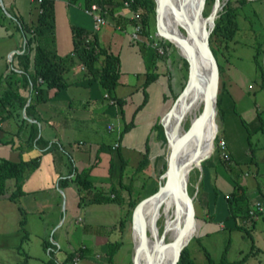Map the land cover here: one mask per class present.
Instances as JSON below:
<instances>
[{"label": "crops", "instance_id": "crops-1", "mask_svg": "<svg viewBox=\"0 0 264 264\" xmlns=\"http://www.w3.org/2000/svg\"><path fill=\"white\" fill-rule=\"evenodd\" d=\"M42 1L0 0V97L9 93L14 100L11 105L0 101V163H27L5 179L0 190V264H113L108 251L116 228L109 225L105 232L98 224L90 229L83 225L80 210L88 203L115 201L127 215L126 187L131 185L142 197L147 181L155 182L157 173L162 175L169 152L162 121L175 101V88L185 86V58L171 45L158 53L149 45L151 29L141 35L140 42H132V21L123 0L106 5L107 23L98 30L93 17L84 12L89 0H49L57 55H73L72 27H79L118 56L119 83L112 98L77 61L65 73L67 87L48 92L47 100L36 104L27 116L32 96L19 56L26 34L38 25ZM219 63L218 160L213 163L215 174H208L202 192L197 193L200 220L196 216L195 231L201 229V235L226 228L230 233L247 231L252 244L247 253L239 249L244 254L241 264L258 251L264 254V245L260 246L264 213L255 218L239 213L233 220L227 196L235 192L243 212L257 201L264 204V89L251 94L247 70L227 58ZM149 76L153 79L145 84ZM22 97L26 103L20 107ZM117 99L122 100L121 106ZM218 139L227 144L229 159L223 162ZM34 160L37 164L28 166ZM85 169H89V189L74 179ZM104 193L110 200H97ZM207 193L208 203L203 196ZM230 244L228 240L227 252Z\"/></svg>", "mask_w": 264, "mask_h": 264}, {"label": "rangeland", "instance_id": "rangeland-1", "mask_svg": "<svg viewBox=\"0 0 264 264\" xmlns=\"http://www.w3.org/2000/svg\"><path fill=\"white\" fill-rule=\"evenodd\" d=\"M214 1L215 0H213V2H211L210 4V0H208L207 4L206 3L204 4L203 13L207 15L211 12V9L214 5ZM226 1L227 0H220L221 6L219 7L218 13L222 12ZM230 6L231 8L233 6L232 11H230L229 13V16L232 21L231 27L235 28V30L232 36L229 39H227V43L224 41L225 38L223 32L214 33L211 38L212 43H210V47L212 46L214 49L217 50L220 61L223 62L227 58L230 62L235 63L244 71L247 70V72H249L250 75L248 77L250 79V84L253 86V88L250 90V93L255 95L259 91H261L262 88L264 89V52L262 51V49H264V2H262L261 0L246 1V2H244L243 0L241 1L230 0ZM155 8H156V3H155ZM139 11L141 14L144 13V10L142 8H139ZM226 24H227V20H225L224 22V25ZM157 27L158 25H157L156 13H153L150 16L149 27H148V29H151L152 36L153 35L157 36L158 33ZM222 30H225L224 26L222 27ZM211 33L209 35V39ZM149 42H152L151 39H149ZM168 43L169 41L167 39H164V37L160 36L159 44L173 45L174 47L177 48V46H175L173 43L171 42L170 44ZM224 45H227V47H224ZM177 52L182 56L184 55L181 53L179 48H177ZM183 66L185 69L183 72L184 75L183 83L186 84V81L188 79V66H186V64H183ZM219 73L221 77V72ZM180 86L181 85H178V87L175 88L174 95L176 96V98L183 90V89L181 90ZM219 86H220V79H219ZM218 91H219V87H218ZM215 121L218 125L220 124V120L217 112L215 115ZM189 127L190 125L187 121L184 125V128L185 130H187ZM215 129L218 131L217 126ZM220 140L221 139H218L217 143L220 142ZM225 146L227 147L226 142H225ZM215 150L216 148L214 145V148L211 154L209 155V157L207 156L208 158H205L204 160L201 161L200 167L199 168L193 167L195 166L193 165L189 171L187 186H188L189 194L191 195L190 191H192V196L194 197L195 217L197 216V221L200 220V207L196 203L197 195H198L197 193H199L200 191L202 192V186H204L208 181L209 178L208 174H215L214 168L216 165L213 166V163H215V161L218 160V156L215 153ZM222 157L221 160L223 162L225 161V158ZM220 164L222 165L223 163ZM166 168H167V163H166ZM221 168L222 166L220 167V171L222 170ZM165 171L166 169H164L161 176H160L161 173H157L155 182L149 180L147 181L148 183L147 192L146 194L142 195L141 199L148 197L158 189L159 182L164 181L163 175ZM149 184L151 185L149 186ZM80 190H82V188H80ZM203 196L208 203L209 200L208 193L203 194ZM209 208L210 207H208V209ZM124 209L125 207H119L115 201H111L106 204L88 203L86 205H83V207L80 210L83 215V225L89 226L90 229L93 227L95 228V226L98 224L104 226L103 230L105 229L104 230L105 232L106 231L109 232V228H107L109 225L112 229L116 228L114 232H116L117 236L116 238H112L111 240L114 241L113 242L114 244L119 245L118 247L119 250L117 251L118 253L116 252L114 254V258L112 259L113 264H116V262L117 264H133L132 259L134 253V243L132 242L133 230H131L132 214L131 216L127 217L124 214ZM255 217L256 216H254V218ZM157 221H158L157 222L158 232L160 236H163L164 219L163 217H160ZM200 231L201 229H199L197 232L195 231L194 232L195 235L194 234L192 235L191 240L187 244V251L190 257L192 258V260L196 264H209V261L207 260L206 257L207 256L206 252L210 255V257L213 259L215 264H219L222 257H225V259L229 261L241 257L242 258L240 260H243L244 254H241L239 252V249L242 248L244 249V253H247L249 251L250 245L252 244L250 237L245 233V231L242 230H234L232 231V233H230L227 232V228H226L224 230L209 231L210 233L204 235H201ZM30 238L33 240L35 239L33 236H30ZM165 238L166 241L170 240L169 235H166ZM228 240H230L231 244L227 252ZM50 241L55 243V241L53 240ZM260 242L264 243V241H260ZM263 245L264 244H260V246ZM255 246L257 247L256 244ZM241 264H264V254L261 251H258L254 255L248 256V258L245 261H243Z\"/></svg>", "mask_w": 264, "mask_h": 264}, {"label": "trees", "instance_id": "trees-1", "mask_svg": "<svg viewBox=\"0 0 264 264\" xmlns=\"http://www.w3.org/2000/svg\"><path fill=\"white\" fill-rule=\"evenodd\" d=\"M111 0H89L88 3L97 2L104 6L108 5ZM241 1V0H240ZM246 2L247 0H243ZM208 0H205L207 4ZM213 0H210V4ZM209 4V5H210ZM236 6V5H235ZM107 7V6H106ZM133 9L139 10L142 8L144 13L141 15V23L143 24L144 30L143 34H148L149 32V21L150 16L155 13V2L154 0H133L132 2ZM237 7V6H236ZM235 7V8H236ZM42 11L39 15L38 25L35 26L33 31L30 34H26V43L23 53L19 56L20 60L23 63L24 71L23 77L26 81V85L30 87V92L32 96V101L26 106V114L30 116V111L36 104L46 101L47 94L50 91H60L67 87L68 83L66 81L65 73L71 70L72 66L79 61L86 69H88L90 77L98 80L102 89L108 92L112 98H115L113 92L115 87L119 83V58L113 54L108 53L104 48H101L95 37L90 38L89 35L76 26L72 27L73 31V55L69 56H59L54 50V17H53V3L49 0H43L41 2ZM233 8V6H232ZM230 6V0H227L222 12H219V16L215 19L214 28L210 36V43H212L211 38L214 33H224L225 42L229 39L235 28L231 27L232 21L229 16L230 11H232ZM110 13H113L110 10ZM206 15L205 13H203ZM225 20L227 24L224 25ZM222 24L225 30H222ZM170 44V42L168 43ZM173 46V45H171ZM166 47V45H165ZM227 47V45H224ZM212 51L217 58L219 72L222 71L221 64L219 63V56L217 50L212 46ZM32 55V56H31ZM33 63V69H29ZM184 63L188 66L187 60L184 59ZM41 79V81H39ZM153 78L150 76L147 78L146 83L151 81ZM9 94V93H8ZM7 94V97H0L2 104L11 105L14 100L10 95ZM119 105H122V100L117 99ZM26 103L25 98H19L20 107L24 106ZM220 95L217 94L216 108L219 107ZM159 126H161L159 124ZM130 125H126L122 130L124 133ZM169 151V145H167ZM34 166L37 164V161H32L28 166ZM27 163H9L3 162L0 163V190L4 187V181L7 178L13 177L14 174L18 173L17 171L24 169ZM89 169L83 170L81 173H77L75 176L76 183L82 188L89 189L91 188V183L88 181ZM125 186V185H124ZM115 188V187H114ZM113 188V191L115 189ZM129 192L130 200L127 217L131 216L132 211L135 205L141 200V193H134L135 189L132 186L126 187ZM191 195H192V191ZM136 194V195H135ZM97 200H110L109 196L100 195ZM227 201L230 208L231 217L233 220H236V217L240 214L246 215L248 217L254 218L263 212L257 211L254 207H247L244 212L242 211L243 207L238 204L239 196L233 192L227 196ZM254 204V203H253ZM253 206V205H252ZM242 215V216H243ZM248 233L247 231H245ZM108 255L113 259V255L118 250L119 245L110 243L109 244ZM209 264H215L213 259L208 253ZM242 260L239 261H229L225 257H222L219 264H239ZM177 264H196L190 257L187 251V245L181 251L179 260Z\"/></svg>", "mask_w": 264, "mask_h": 264}, {"label": "bare ground", "instance_id": "bare-ground-1", "mask_svg": "<svg viewBox=\"0 0 264 264\" xmlns=\"http://www.w3.org/2000/svg\"><path fill=\"white\" fill-rule=\"evenodd\" d=\"M180 8H183L191 19L197 21L199 25L198 32L202 37V28L205 22V16L203 14L204 0H169L167 5L160 7L159 26L163 32L171 36V40L175 44L182 45L178 40L180 39L194 47L195 45L189 33L186 32L182 18L175 14L176 9L178 11ZM181 52L185 56L188 54L183 48ZM196 70L197 75L194 85L179 99L173 113L164 120L170 142L174 141V143H178L180 137L186 132L184 128L185 123L188 121L190 126L193 124L195 125L202 112L205 83L209 74L208 61L205 58L199 59ZM216 126V122L210 120L188 141H183L181 143L180 147H182L180 148L179 154L183 166L180 173V187H182L184 181L188 183L191 167L193 165H200L199 161L203 158V155H209L211 152L210 145L213 136L217 132L215 129ZM199 145H201L203 153L195 152ZM180 194L181 191L174 187L170 190L162 191L145 205L144 217L146 219L145 226L147 233V247L145 249L146 259L144 258V254L141 255L142 258H139V264H147V259H149L151 253H154L152 256L154 263L172 264L174 242L178 239L181 231H183L187 218L186 207L182 198L183 194ZM160 217L164 219L163 236H160L157 227V220ZM193 232L194 231L191 232V229L186 231L183 237L184 243H186ZM166 235L170 236L169 241L165 240ZM132 242L134 243L135 252V246L138 243L135 230L132 231Z\"/></svg>", "mask_w": 264, "mask_h": 264}, {"label": "water", "instance_id": "water-1", "mask_svg": "<svg viewBox=\"0 0 264 264\" xmlns=\"http://www.w3.org/2000/svg\"><path fill=\"white\" fill-rule=\"evenodd\" d=\"M156 3L155 13L157 18V30L160 36L167 39L169 42L175 44L171 40V36H169L167 33L163 32L161 27L159 26V10L160 7H164L168 4L169 0H154ZM205 4V0H204ZM220 7V0H215L214 5L211 9V12L205 16V22L203 24L202 28V37L200 36V33L198 32L199 25L197 24L196 20L191 19L187 14L186 11L183 8H180L178 11L176 9V15L180 16L182 18L183 23L185 24L186 32L189 33L191 36L192 42L194 43V47L189 45L187 42H184L183 40H179V42L182 45H177V48L180 49V51L183 49L186 50L188 53L186 56L183 55V57L188 62V79L186 81V84L181 91V93L178 95V97L173 102L171 108L168 110L166 115L163 117V127L165 129V134L167 138V142L169 145V152H168V159H167V168L163 175L164 181L162 184L158 187V189L148 197H145L144 199H141L134 207L132 212V229L136 231L137 237H138V243L135 246V252L134 257L132 259L133 264H139V258H142L141 255L144 254V258L146 259L145 255V249L147 247L146 240H147V233H146V221L144 217V207L145 205L153 198L158 196L162 191L170 190L174 187L178 188V190L181 191V194H183V202L186 207L187 212V218L185 220V224L183 227V231L179 234L178 239L174 242L173 247V262L172 264H177L181 251L183 248L188 244V242L191 240L192 235L195 232V224H196V217H195V208H194V197L189 194L188 192V186L187 181H184L182 187H180V173L182 170V161L180 158V145L184 141H188L195 133H197L199 130L203 128L204 125L210 120L215 121V115H216V101H217V94H218V87H219V79H220V73H219V67L217 59L210 47L209 42V35L212 31V28L215 24V19L219 16L218 10ZM178 12V13H177ZM196 52V53H195ZM182 53V52H181ZM183 54V53H182ZM190 57V58H189ZM205 58L208 61L209 65V74L208 78L205 83V94H204V105L202 108V112L199 116L198 122L194 125H191L186 132L180 137L178 140V143L170 142V138L167 134L166 125H165V118L168 117L171 113H173V110L179 101V99L187 92L189 91L192 86L195 83L196 75H197V63L199 59ZM216 122V121H215ZM217 133V132H216ZM216 133L213 136L211 140L210 145V151L212 152L214 145H215V138ZM195 152L199 153L202 152V147L199 145ZM210 152V153H211ZM203 153V152H202ZM201 153V154H202ZM209 153V155H210ZM209 155H203V158L200 159L199 163L201 165V161L207 158ZM199 166H194L199 168ZM194 227V232L190 235L189 239L186 241V243L183 242V237L186 233V231L192 229ZM154 253H151L149 256V259H147V264H156L153 262V256Z\"/></svg>", "mask_w": 264, "mask_h": 264}, {"label": "built area", "instance_id": "built-area-1", "mask_svg": "<svg viewBox=\"0 0 264 264\" xmlns=\"http://www.w3.org/2000/svg\"><path fill=\"white\" fill-rule=\"evenodd\" d=\"M247 1H254V0H247ZM264 2V0H261ZM132 2L133 0H123V7L128 10L130 13V19L132 21L131 27H130V32H129V37L132 42H140L141 41V35L143 34V24L141 23V13L139 10L133 9L132 7ZM1 3V2H0ZM84 12L88 15H91L94 19V29L98 30L100 26L104 25L107 23L106 16L108 13V10L106 6L99 4L97 2H93L90 5L86 6L84 8ZM160 40V35L157 33V36H152L151 41L149 45H151L153 48H155L158 53L163 54L165 52L164 45L159 44ZM112 103H115V101H111ZM218 148L221 150V154L225 159L229 158V155L225 152V142L223 139L220 140V142L217 143ZM254 209L257 211H264V204L262 202H255L253 204Z\"/></svg>", "mask_w": 264, "mask_h": 264}, {"label": "clouds", "instance_id": "clouds-1", "mask_svg": "<svg viewBox=\"0 0 264 264\" xmlns=\"http://www.w3.org/2000/svg\"><path fill=\"white\" fill-rule=\"evenodd\" d=\"M165 39V38H164Z\"/></svg>", "mask_w": 264, "mask_h": 264}]
</instances>
